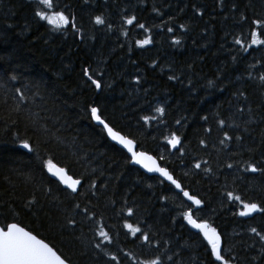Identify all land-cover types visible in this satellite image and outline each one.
<instances>
[{"label":"trees","instance_id":"trees-1","mask_svg":"<svg viewBox=\"0 0 264 264\" xmlns=\"http://www.w3.org/2000/svg\"><path fill=\"white\" fill-rule=\"evenodd\" d=\"M37 11V0H0V226H22L69 264H219L186 224L191 206L130 165L92 122L96 107L201 200L193 217L221 235L230 264H264V212L239 215L244 203L264 207V44L251 37L264 33L252 23L264 0H54L75 23L59 31ZM49 161L81 180L75 193ZM101 227L112 242L98 249Z\"/></svg>","mask_w":264,"mask_h":264},{"label":"snow or ice","instance_id":"snow-or-ice-1","mask_svg":"<svg viewBox=\"0 0 264 264\" xmlns=\"http://www.w3.org/2000/svg\"><path fill=\"white\" fill-rule=\"evenodd\" d=\"M37 2L39 5L43 6L44 9H46V11H37L35 13V15L39 17L41 21H45L48 25L53 26V28L57 31L67 28L69 25L75 28V23L67 15H65L63 11H53L54 0H37ZM134 20L135 17H132L128 19L126 23L128 25H132ZM95 23L97 25H103L105 21L101 17L97 16L95 18ZM252 23L257 28H264V21L254 20ZM139 27L144 28V25L139 24ZM169 31H172V29L169 28ZM262 34L264 33L257 32L255 30L252 31V45L264 44V39H260ZM125 35H127V33H125ZM151 42V39L147 38L143 41H138L137 44L139 47H144ZM175 43L178 44L179 41L177 40ZM235 43L241 44V41L237 39ZM241 47H243L242 44ZM84 74L87 76L88 80H90L91 83L95 85L97 90L101 88V83L96 79H93V76L89 74L88 69H84ZM12 79H15V77H12ZM169 79H172V77H169ZM261 79H264V77H261ZM16 91L20 94V99L23 100L25 97L21 89L17 88ZM157 111L163 114L164 109L157 108ZM90 112L92 119L103 126L107 132V135L131 154L132 162L134 164L140 165L148 172L159 173L160 176L174 185L177 190L181 191L183 196L187 198V200L191 201L192 205H195L197 208L202 207L201 200L193 195H190L189 192L184 191L181 184L176 179H174L173 175L167 169L160 167L152 156H149L144 152L135 151L134 142L121 135L118 131H114L113 128L101 118L99 110L96 107H92ZM143 119L145 123H148L152 118L145 116ZM177 123H179V121ZM220 123L223 126V121ZM225 139H229V137L225 135ZM167 143L175 149L180 145L181 141L178 136L173 134ZM22 147L31 151V148L27 142L23 143ZM47 167L49 172H51L54 176H58L61 183H63L67 188L71 189L72 192H76L78 186L81 185V180L73 179L71 176H68L64 169L56 168L55 165H53L50 161L48 162ZM228 167H232V165H228ZM195 168L199 169L200 164H195ZM247 170L256 172L258 169L250 165ZM228 198L236 201L240 200V197H234L231 193H228ZM76 207L79 208V205ZM243 209V211L239 212L241 217H248L253 213L264 212V207L258 206L256 203H244ZM85 211H87V209H85ZM128 215H133L132 210L128 211ZM183 216L187 223L192 226V228L197 229L200 233H202L203 238L207 241V244L210 247L211 257H213L215 261H218L219 264H230V261L225 259V257L222 255L221 235L217 232V230L206 221L197 222V220L193 218V213L191 210L185 212ZM124 227L127 228V230L133 236L141 233L140 227H133V225L130 223H126ZM252 232L259 235L255 228L252 229ZM98 235L101 237V239L96 243V248L100 249L102 244L105 242H112L111 238L109 237V233L106 232L103 227L99 229ZM261 239L264 240V236H262ZM148 240L149 237L147 235H143V241L147 243ZM110 259L115 261L117 260V257L113 255L110 257ZM0 264H66V261L61 258V256L58 255L52 247H50L43 240L37 239V237L30 231H26L23 227H20L16 223H10L5 227H0ZM142 264H160V261L158 259L150 260L147 262H142Z\"/></svg>","mask_w":264,"mask_h":264},{"label":"water","instance_id":"water-1","mask_svg":"<svg viewBox=\"0 0 264 264\" xmlns=\"http://www.w3.org/2000/svg\"><path fill=\"white\" fill-rule=\"evenodd\" d=\"M90 116H91V112H90ZM91 120H92V122H93L96 126L100 127V128L103 130V132L105 133V136H106L107 140H108L110 143H112V144L115 145L117 148H119L120 150H122V151L128 156V158H129V160H130V165H131V166L136 167L137 169H139L142 173H144V174L147 175V176H154V177H157V178H159L160 180H162L163 182L169 184L170 186L173 187V189L175 190L176 193H178V194L181 195V197L184 199L185 202H187L188 204H190V205L193 207L192 210H197V209H198L195 205H192V204H191V201L187 200V198H185V197L183 196V193H182L181 191L177 190V189L175 188L174 185H172L169 181L165 180L162 176L159 175V173L148 172L145 168L141 167L140 165H138V164H134V163L132 162L131 154H130L125 148H123L121 145H119V144H117L115 141H113V140L107 135V132H106V130L103 128L102 125L98 124L94 119H92V117H91ZM113 130H114V129H113ZM114 131H115V130H114ZM121 135H122V134H121ZM126 138L129 139L128 137H126ZM130 140H131V139H130ZM22 145H23V144L20 145V148L23 149L24 151L28 152L29 149H25V148H23ZM134 145H135V148H134L135 151H137V152H143V151H139V150H137V147H136V144H135V143H134ZM169 146H170V149H171V150H175V149H176V148H175V149L172 148L171 145H169ZM144 153L147 154V155H149V156H152L153 159H155L156 163H157L160 167H162V166L159 164V162H158V160L156 159L155 156H153V155H151V154H149V153H146V152H144ZM53 165H55L56 168H61V167L57 166L56 164H53ZM162 168H164V167H162ZM62 169H63V168H62ZM165 169H166V168H165ZM53 170H55V169H53ZM65 172H66V171H65ZM48 173L50 174V176L52 177V179L55 180L57 183H59L63 188H65V189L71 191V189L67 188L63 183H61V181H60V179L58 178V176H54V175H52V173L49 172V170H48ZM66 174H67V172H66ZM67 175H68V174H67ZM68 176H70V175H68ZM73 179H74V178H73ZM78 187H79V186H78ZM77 190H78V188H77ZM71 192H72V191H71ZM72 193H75V192H72ZM243 210H244V209H243ZM254 214H255V213H253L251 216H253ZM251 216H248V217H251ZM248 217H244V218H248ZM197 222H201V221H197ZM186 224H187V226L189 227V229H190L191 231H193V232H195V233H199V234L201 235V237L203 238L202 233H200L197 229L192 228V226L189 225V224L187 223V221H186ZM19 226H20V225H19ZM20 227H22V226H20ZM24 229H25V228H24ZM25 230H26V229H25ZM26 231H28V230H26ZM33 235H34V234H33ZM36 237H37V236H36ZM37 239H40V238L37 237ZM203 239H204V238H203ZM41 240H42V239H41ZM204 240H205V239H204ZM205 241H206V240H205ZM44 242H45V241H44ZM206 242H207V241H206ZM45 243H46V242H45ZM48 245H49V244H48ZM50 247H51V246H50ZM221 247H222V240H221ZM53 250H54V249H53ZM54 251H55V250H54ZM61 258H62V257H61ZM216 262H218V261H216ZM218 263H219V262H218ZM66 264H69V263L66 262Z\"/></svg>","mask_w":264,"mask_h":264},{"label":"flooded vegetation","instance_id":"flooded-vegetation-1","mask_svg":"<svg viewBox=\"0 0 264 264\" xmlns=\"http://www.w3.org/2000/svg\"><path fill=\"white\" fill-rule=\"evenodd\" d=\"M48 170V169H47ZM50 175V174H49ZM1 227V226H0Z\"/></svg>","mask_w":264,"mask_h":264}]
</instances>
